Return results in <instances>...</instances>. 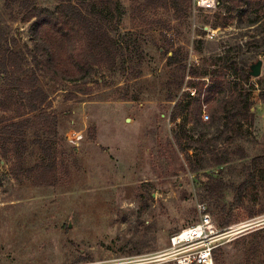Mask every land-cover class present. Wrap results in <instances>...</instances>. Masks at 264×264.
Masks as SVG:
<instances>
[{"label": "rangeland", "instance_id": "374dc122", "mask_svg": "<svg viewBox=\"0 0 264 264\" xmlns=\"http://www.w3.org/2000/svg\"><path fill=\"white\" fill-rule=\"evenodd\" d=\"M114 1L122 8L114 32L124 59L113 70L98 68L80 86L87 93L69 83H39L55 116L57 135L49 137L57 148L55 184L37 185L20 173L16 177L12 154L0 141V264H122L149 256L198 221V203L211 208L215 199H205L206 174L221 178L213 181L217 189L212 191L220 218L228 223L218 225L208 211L215 225H247L215 249L213 264H264V188L249 186L242 197L236 189L247 178L250 160L264 155V102L251 107L254 121L246 137L225 147L232 151L239 145L243 152L232 154L225 165L197 172L190 171L174 140L181 115L172 120L177 99L188 91L193 95L201 80L191 72L209 70L211 56L235 44L241 45L248 67L262 60L263 77L259 43L251 31L237 28L233 16L226 26L213 27L217 6L195 9L191 0ZM10 3L0 0V28L16 45L31 47L29 23L23 21L27 6L54 8L57 0ZM203 26L216 30L212 39ZM256 80L251 76L248 85ZM16 108L0 109V126L24 118L16 116L21 110ZM181 128L190 131V122ZM70 129L83 134L77 144L66 140ZM40 155L36 146L30 159ZM260 171L264 185V165Z\"/></svg>", "mask_w": 264, "mask_h": 264}, {"label": "trees", "instance_id": "16d2710c", "mask_svg": "<svg viewBox=\"0 0 264 264\" xmlns=\"http://www.w3.org/2000/svg\"><path fill=\"white\" fill-rule=\"evenodd\" d=\"M26 3L27 0H11L10 5ZM216 6L213 27L226 26L233 16L237 28L251 31L254 43H259L264 53V0H216ZM27 7L23 21L29 23L31 47L16 45L0 28V109L10 110L13 104L21 109L16 116L24 117L0 126V141L12 154L10 168L16 177L20 173L37 185H54L57 148L55 140L49 137L57 135L55 116L48 110L47 94L39 83L46 81L53 86L69 83L77 91L87 93L80 86H86L98 68L113 70L125 55L114 32L122 8L114 0H57L54 8ZM202 32L205 33L203 29ZM241 51V45L235 44L211 56L209 70L192 71L191 76L201 79L195 93H183L184 98H178L173 108L172 120L181 115L183 122L174 140L191 172L225 165L233 160L234 154L243 152L239 145L232 151L225 147L246 137L254 121L251 107L255 101L264 102V76L248 85L251 76ZM206 76L208 81L202 79ZM182 81L183 78L176 93ZM255 85L259 88L257 93ZM176 93L167 100L173 101ZM186 121L191 124L190 131L181 128ZM179 132L187 139L183 141ZM36 146L41 155L32 161ZM262 165L263 154L250 160L247 178L236 187L238 196L242 197L249 186L258 187V183L264 188L259 176ZM206 176L205 199H215L208 211L219 219L218 225L225 226L228 222L220 218L218 200L212 191L217 189L213 181L221 178Z\"/></svg>", "mask_w": 264, "mask_h": 264}, {"label": "built area", "instance_id": "2783aa9c", "mask_svg": "<svg viewBox=\"0 0 264 264\" xmlns=\"http://www.w3.org/2000/svg\"><path fill=\"white\" fill-rule=\"evenodd\" d=\"M195 9L210 10L216 7V0H191ZM207 38L212 39L215 29L203 26ZM193 94V93H191ZM66 140L69 144H77L82 138L81 131L70 129L66 132ZM199 219L193 224L185 226L169 237V244L150 254L149 256H137L122 264H134L144 262H162L172 264H213L215 249L220 246L230 234H238L247 226L217 227L210 213L203 203L197 204Z\"/></svg>", "mask_w": 264, "mask_h": 264}, {"label": "water", "instance_id": "95a60500", "mask_svg": "<svg viewBox=\"0 0 264 264\" xmlns=\"http://www.w3.org/2000/svg\"><path fill=\"white\" fill-rule=\"evenodd\" d=\"M262 60L257 59L255 62L251 63L249 66V74L252 77H259L261 75Z\"/></svg>", "mask_w": 264, "mask_h": 264}]
</instances>
